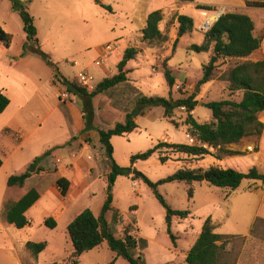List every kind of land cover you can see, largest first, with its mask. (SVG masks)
I'll use <instances>...</instances> for the list:
<instances>
[{
  "label": "rangeland",
  "instance_id": "1",
  "mask_svg": "<svg viewBox=\"0 0 264 264\" xmlns=\"http://www.w3.org/2000/svg\"><path fill=\"white\" fill-rule=\"evenodd\" d=\"M29 12L35 18L38 29V39L41 48L58 63L61 74L75 77L84 69H88L96 76L97 85L105 78L118 73V61L123 58L124 51L128 47H138L140 54L135 59L128 61L126 70H129L127 83L120 84L109 90H105L95 96L98 103L99 125L103 128H111L116 123L124 120V113L133 108L135 90L138 88L146 95L170 97V88L164 74L163 62L167 61L168 67L176 77V84L172 88L173 98H181L195 92L201 105L196 107V116L201 121H209L212 111L204 106V103L221 99H241V92L231 94L228 83L219 77L225 71L235 66L242 60L222 59L219 61L215 78L204 84H200L203 77V65L208 61L207 53H197L190 49L192 44H200L204 33L208 30L205 22L227 11H238V4L245 0H195L193 2L181 0H103L98 3L95 0H22ZM7 3V9L5 5ZM211 3V4H205ZM198 4L214 7L212 11L198 9ZM10 0H3L2 11L9 13ZM162 10L163 20L160 29L168 36V41L162 45L150 47L141 42L142 28L145 26L147 15L154 10ZM257 23L256 36L262 37L261 47L256 51V56L264 59V13L260 11H247ZM18 13V12H17ZM185 14L194 19V28L191 33L179 36L177 20L178 15ZM218 14V15H219ZM9 19V24L15 33L13 45L9 50V59L17 63L20 70L33 71L37 79L26 84V100L30 93L36 90V82L46 84L49 78L50 66L36 54L41 60V65H29L28 60L19 61L15 56L22 35L26 37L23 21L20 14ZM7 17V16H6ZM218 17V16H217ZM217 19V18H216ZM210 24V26L216 21ZM209 26V27H210ZM52 39L51 41L49 39ZM176 38H179L173 49ZM110 45L112 50L102 66L95 64ZM4 51V50H3ZM30 50L22 51L23 57ZM4 53V52H3ZM3 56V54H2ZM4 57V56H3ZM31 59V58H29ZM118 60V61H117ZM76 61V63H74ZM3 63H0L2 66ZM3 72L5 66L1 67ZM156 71V72H155ZM12 72L11 70L9 73ZM11 73L10 76H12ZM199 87V90L196 91ZM64 89L60 90V93ZM39 114L44 116L47 106H52L45 94L40 92L37 98ZM199 104V103H198ZM163 109L157 107L151 111L137 114L139 116V128L133 133L115 136L114 158L120 166L131 165V156L143 152L161 140L163 135H168L174 143L186 140L185 129L177 127L161 117ZM186 110L178 109L177 120L185 116ZM182 117V118H181ZM134 118V119H136ZM95 119V118H94ZM54 125H49V130L43 127L41 140L56 137L66 133L72 128L70 119L55 117ZM62 123V127L59 125ZM170 142V141H168ZM189 144H191L189 142ZM233 144V143H232ZM230 145L239 149L238 145ZM245 152L249 150L245 146ZM212 153L219 155H206L203 159L190 158L181 154H174V158L166 163L159 160L158 153L147 160H140L133 165V172L129 175L118 176L113 188L112 208L105 213L112 230L117 237H122L125 227L131 225L133 235L146 240L147 246L137 250V256L142 257V264H186L187 254L197 240L205 221L211 218L214 230L218 233L239 234L230 236L226 240L229 264H239L241 255L248 256V252H264V222L258 224L252 232V241L241 234L250 233L251 223H248L241 211L235 212L229 219H225V207L227 194L232 190L212 186L206 182L194 183V195L189 197V186L185 182H164L156 188L148 185L147 177L154 183L170 176L183 165L192 168H208L211 165H219L224 168H234L241 172H248L251 167L257 165L256 158L250 155L235 158L236 151L224 153L210 148ZM178 159H185L184 161ZM134 168L140 173H135ZM91 186L84 187L78 193L72 195L71 202L65 209L59 208V202H66V197L59 196L56 189L44 188L43 195L27 213L29 225L19 229L13 225L2 223L1 213L4 198L16 199L22 191L0 189V264H68V258L72 251V243L67 234V228L71 221L85 208H91L99 216L106 203L107 178L97 177ZM48 182V183H47ZM47 184L53 182L47 180ZM249 179H244L243 186H247ZM45 183V184H46ZM136 183V184H134ZM34 187L28 182L26 190ZM9 189V188H8ZM43 190V189H42ZM158 194L165 197L173 210L191 209L187 217L168 215L167 209L159 200ZM233 194V193H232ZM61 198V199H60ZM237 200V198H236ZM235 200V201H236ZM243 201H236V208L243 206ZM59 209V210H58ZM54 211L58 212V225L51 228L46 225V218L54 217ZM49 213V215H48ZM175 236V238H173ZM251 237V236H250ZM47 242V247L41 253L35 255L27 247V243ZM117 257L105 243L99 247L85 252L77 264H130L123 257ZM243 261H246L244 259ZM239 262V263H238Z\"/></svg>",
  "mask_w": 264,
  "mask_h": 264
},
{
  "label": "trees",
  "instance_id": "2",
  "mask_svg": "<svg viewBox=\"0 0 264 264\" xmlns=\"http://www.w3.org/2000/svg\"><path fill=\"white\" fill-rule=\"evenodd\" d=\"M12 9L18 12L23 21V28L26 32L28 42L24 49L38 54L53 69L54 77L70 92L82 100V110L84 112L85 129L90 131L96 129L100 135V144L110 165L107 174L106 203L103 212L97 216L91 208H85L69 224L67 234L72 243V251L68 258V264H77L83 253L93 250L103 244L102 239L108 247L123 257L130 264H142V257L137 256V250L147 246L146 240L135 237L131 225L125 227L122 237H117L112 230L110 223L105 217L106 211L112 208L113 188L118 176L129 175L133 172V165L140 160H147L152 155L158 153L159 160L166 163L174 158V154L185 155L190 158L203 159L206 155H214L221 159L219 155L212 153L210 148L220 150L224 153H233L226 148L227 145L239 142L243 137L260 135L264 130V123L260 121V114L264 111V59L259 61L244 60L225 71L220 75V79L228 83V90L231 94L241 92V99H221L204 103L212 111V119L201 121L195 114V109L199 103L195 92L181 98H173L172 88L176 84V77L168 67L167 61L163 62L164 74L170 88V97L157 95H146L136 87L133 101V108L125 111L126 118L123 122H118L111 128H101L94 125L96 108L93 103L95 96L105 90H109L129 81L126 65L129 60L137 58L141 49L138 47H128L123 54V58L118 63V73L111 77H105L94 90H89L79 86L76 81L70 80L61 74L58 63L44 52L38 39V29L35 25V18L29 12L22 0H10ZM102 3L103 0H95ZM193 2L195 0H181ZM248 6L264 7V0H245ZM198 9L212 11L213 6L197 5ZM163 20L162 10H154L147 16L146 25L142 29L141 42L155 47L168 41V36L160 29L159 25ZM179 36H184L192 32L194 19L188 15L180 14L177 17ZM255 23L253 19L238 11H227L222 13L211 27L204 33L200 44H192L191 50L197 53H207L208 61L203 65V77L200 84L208 83L215 78L219 61L222 59H242L248 58L261 47L262 37L254 34ZM0 40H8L6 33L0 27ZM179 38H176L173 49L177 45ZM10 104L9 97L0 91V113ZM161 107L163 118L177 127L182 126L186 132L196 139V143H174L168 141H158L152 147L143 152H138L131 156V165L120 166L114 158V146L112 138L130 134L138 130L139 124L133 118L136 109L146 110ZM185 107L184 117L177 120L178 109ZM40 157L36 158L29 167V172L13 174L8 178V185H24L25 181L35 170L36 163ZM184 161L185 159H178ZM2 160L0 159V167ZM244 179L262 180L261 174L256 166L250 168L248 172H241L234 168H224L219 165H211L208 168H192L183 165L176 172L158 183L150 181L145 177L148 185L156 188L158 184L164 182H185L189 186V197L194 195V183L206 182L219 188L235 190ZM62 196L68 192V181L60 178L57 181ZM40 192L33 188L17 201H7L1 213L4 223L14 225L22 229L29 224L26 212L38 201ZM159 200L167 209L168 215H179L187 217L191 214V209L173 210L164 196L158 194ZM264 222L258 218L254 223L252 232L258 224ZM46 225L55 228L57 225L53 217L47 218ZM230 235L214 232L211 218H208L195 241L190 248L186 264H229L230 253L226 249V240ZM175 238V236H173ZM221 242V243H220ZM26 247L35 255L44 251L47 242L27 243ZM115 261V260H114ZM112 261L110 264H113Z\"/></svg>",
  "mask_w": 264,
  "mask_h": 264
},
{
  "label": "crops",
  "instance_id": "3",
  "mask_svg": "<svg viewBox=\"0 0 264 264\" xmlns=\"http://www.w3.org/2000/svg\"><path fill=\"white\" fill-rule=\"evenodd\" d=\"M2 4L3 0H0V27L6 33L9 42L5 43L0 40V63H3L5 66L4 72L1 68L3 65L0 66V91L4 92L9 97L10 104L3 112L0 113V159L2 160V165L0 167V189L3 191L4 189L9 191H22L20 192L21 194H17L16 199L4 198L1 202L4 204L7 201H17L33 188L37 189L40 192V195H43L42 193L45 187L47 189H56L57 191L59 190V196H62L57 181L60 178H64L68 181L69 188L67 195L62 196L66 197V202L60 201L59 208L65 209L67 207L66 204L71 202L70 198L72 195L78 193L86 186H91L95 181L94 177L107 178L110 165L101 147L99 132L96 129L84 131L85 119L84 112L82 110V100L73 94L69 100L60 99V90L66 88L54 77V72L51 67L46 84L36 82V90L30 93L26 100L25 90L27 91L29 89H26V84L31 81L34 82L37 77L33 71H31V73H26L25 70H20L18 65H16L18 62L13 63V61L9 59V50L12 47L13 40L15 38V33L9 24V19L15 17L14 14L18 13L12 9V3L10 1L9 13L7 15L4 11H2ZM237 6L238 12L245 13L249 16L250 14L247 12L248 10L260 11L264 13V7L248 6L245 1L243 3H239ZM7 7L6 3L5 10ZM250 17L253 19L252 16ZM254 23V34L256 35L257 23L255 21ZM49 40L51 41L52 39L50 38ZM27 42V35L26 37L22 35L21 42L18 44L15 56L19 61L27 59L29 65L40 66L42 62L39 57L35 58L36 54L33 52H29L23 57L22 51ZM256 51L248 58H242L240 60H261L255 55ZM10 70L12 72L9 73ZM11 73H13L12 76H10ZM64 76L68 77L67 75ZM68 78L70 79V77ZM42 91L47 99L52 101V106H50V108L47 106V109L43 113L44 116L39 114L38 110L40 106L37 104V98H40V92ZM93 103L95 108H98V103L95 98L93 99ZM199 105H201V102H199L197 107ZM153 109L146 110L152 112ZM146 110H140L139 115L145 113ZM160 115L163 118V111ZM56 116L61 118L62 116H67L70 119L72 128L68 129L66 133H60L59 136L54 138L49 137L41 140V130L43 127L45 128L46 126L48 130L50 124L56 127L55 122H53ZM123 116L125 120L126 113H124ZM136 121L139 124V116L136 118ZM260 121L264 123V111L260 114ZM100 122L101 118L99 117L98 110H96L94 125L96 127H101L99 125ZM59 125L62 127V123ZM188 135L189 134L185 130L186 140L181 143H189ZM161 140H168L172 142L168 135H163ZM230 145H227L226 148L237 152L235 158L247 155V153L251 157L256 158L257 165L255 166L261 174H264V130L260 135L246 136L239 142L232 144L234 146H240L239 149L230 147ZM249 145L255 146V149L253 151L249 150L248 152L243 151V148L245 146L248 147ZM38 157H40V160L36 163L35 170L25 181L24 185H8V178L11 175L29 172L31 163ZM47 180H49V182L52 181L53 185L50 186V184H47ZM249 180L250 182L247 186L244 187L242 183L240 187L227 194V198H229L226 203V210L223 218L229 219V217L237 212V209L238 211H241L242 216L245 217L248 223H251L252 225L250 233L241 234V236L247 237L248 241H252V229L254 223L258 218L264 220V181ZM28 182H32L34 187L26 190L25 188ZM40 199L41 196L36 203H38ZM235 200L243 201L245 204L236 208ZM28 211L26 212V215ZM53 213L55 216V218H53L56 220L58 225L57 216L59 214L57 211H54ZM214 232L216 231L214 230ZM218 233L230 236L239 235ZM134 236L136 237V235ZM102 243H105V241ZM226 248L228 249V244H226ZM251 253L252 252H248V256L244 257L243 254H245V252H243L241 255L242 261L240 260V263H238L264 264V252H253L252 256ZM244 259H246V261H243Z\"/></svg>",
  "mask_w": 264,
  "mask_h": 264
},
{
  "label": "built area",
  "instance_id": "4",
  "mask_svg": "<svg viewBox=\"0 0 264 264\" xmlns=\"http://www.w3.org/2000/svg\"><path fill=\"white\" fill-rule=\"evenodd\" d=\"M219 15H220V14H219ZM219 15H218V17H219ZM218 17H217V19H218ZM217 19H216V20H217ZM206 26H207L206 28H208V29L211 27L210 24H206ZM209 26H210V27H209ZM4 42H5V43H8V40H4ZM111 50H112L111 46L108 45V46L105 48L104 52L102 53L101 57L95 61V64L98 65V66H102V65L105 63L106 59L108 58L109 52H110ZM74 63H76V61H75ZM75 79H76V80H75L76 83H77L79 86H81V87H83V88H87V89H89V90H94L95 87H96V85H97L96 76H95L91 71H89L88 69H84V70H82V71L77 75V77H76ZM71 95H72V94H71L70 92H68L67 89H64V90L60 93V99H61V100H69V99L71 98ZM181 109H182V110H186L185 107H181ZM188 140H189V142H190L191 144L197 142L196 139H195L194 137L190 136V135H188ZM247 149L250 150V151H253V150L255 149V146L249 145V146L247 147ZM134 184H136V183H134Z\"/></svg>",
  "mask_w": 264,
  "mask_h": 264
},
{
  "label": "water",
  "instance_id": "5",
  "mask_svg": "<svg viewBox=\"0 0 264 264\" xmlns=\"http://www.w3.org/2000/svg\"><path fill=\"white\" fill-rule=\"evenodd\" d=\"M221 14H222V13H221ZM221 14H220V15H221ZM220 15H219V16H220ZM198 90H199V87H198V89H197L196 91H198ZM139 112H140V109H139V108L136 109V110L133 112V118H136V116H137V114H138ZM134 172H135V173H139V172L137 171V169H135V168H134ZM139 174H140V173H139ZM102 241H104V240L102 239Z\"/></svg>",
  "mask_w": 264,
  "mask_h": 264
},
{
  "label": "bare ground",
  "instance_id": "6",
  "mask_svg": "<svg viewBox=\"0 0 264 264\" xmlns=\"http://www.w3.org/2000/svg\"><path fill=\"white\" fill-rule=\"evenodd\" d=\"M218 14H219V13H218ZM218 14H215V17H214V18H212V17L210 16V18L205 22V24H211V23L217 18Z\"/></svg>",
  "mask_w": 264,
  "mask_h": 264
}]
</instances>
